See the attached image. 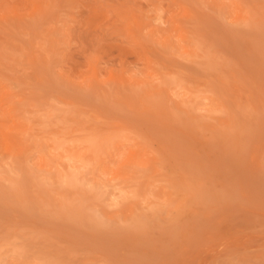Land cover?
<instances>
[{
    "label": "rangeland",
    "instance_id": "rangeland-1",
    "mask_svg": "<svg viewBox=\"0 0 264 264\" xmlns=\"http://www.w3.org/2000/svg\"><path fill=\"white\" fill-rule=\"evenodd\" d=\"M0 264H264V0H0Z\"/></svg>",
    "mask_w": 264,
    "mask_h": 264
},
{
    "label": "bare ground",
    "instance_id": "bare-ground-1",
    "mask_svg": "<svg viewBox=\"0 0 264 264\" xmlns=\"http://www.w3.org/2000/svg\"><path fill=\"white\" fill-rule=\"evenodd\" d=\"M50 74V73H49ZM52 78V80H54L53 79V77H51ZM42 82H45V81H42ZM47 84V83H46ZM45 85V84H44ZM46 86V85H45ZM55 87H57L58 88V86H56V83H55V85H54ZM48 87V86H47ZM60 88V87H59ZM56 90V89H55ZM58 90V89H57ZM56 90V91H57ZM59 90H61L62 91V89L60 88ZM63 92V91H62ZM64 94H67V93H65V91L63 92ZM71 97H72V95H71ZM79 99H80V97H79ZM86 103H87V101H86ZM213 103H214V100L213 99H209V105H211V106H213ZM108 107H109V105H108ZM111 107V106H110ZM118 108V107H117ZM100 114H102V115H104V113H105V111H106V109H105V111L102 113V108L100 107ZM112 109V108H111ZM119 109H120V106H119ZM120 111V110H119ZM118 111V112H119ZM99 112V111H98ZM111 112V111H110ZM114 114V112L112 113V115ZM108 115V114H107ZM116 115V114H115ZM105 116H106V113H105ZM104 116V117H105ZM229 116H230V114H229ZM107 117V116H106ZM109 117H111V116H109ZM115 117V116H114ZM119 117H120V113H119ZM122 117V116H121ZM120 117V118H121ZM116 118V117H115ZM123 118V117H122ZM121 118V119H122ZM110 119V118H109ZM131 119H133V118H131L130 117V120ZM136 120H138V122L139 123H141V121H139V118L138 119H136ZM143 120V119H142ZM145 120V119H144ZM127 121V120H126ZM132 121V120H131ZM14 122V121H13ZM125 122V121H124ZM230 122V121H229ZM158 123V122H157ZM133 126H134V124H133ZM135 127V126H134ZM140 129H141V127H142V130H143V126H141V124H140ZM139 127H136V128H138L139 129ZM164 128H167V127H165L164 126ZM139 129V130H140ZM141 130V131H142ZM145 131V130H144ZM157 131V130H156ZM185 132V131H184ZM239 132V131H238ZM3 133V132H2ZM140 133V132H139ZM230 133V132H229ZM145 135V134H144ZM158 135V134H157ZM236 135V134H235ZM6 136V135H5ZM25 136H27V135H25ZM153 136V135H152ZM160 136V135H159ZM147 137V136H146ZM230 137H232V135H230ZM6 138V137H5ZM38 138V137H37ZM149 138H151V137H149ZM152 138H154V137H152ZM29 139H31L30 137H29ZM155 140H158V137H156V138H154ZM228 139V138H227ZM4 140H6V139H4ZM164 140V139H163ZM25 141V140H24ZM151 141V140H150ZM165 141V140H164ZM164 143V142H163ZM128 144V143H127ZM157 144V143H156ZM177 145V144H176ZM173 147V146H172ZM54 149L55 150H57V151H59L58 152V157L56 158V162L60 165V167H61V165H65V166H63V168L60 170L59 169V176L61 177V179H68V181H72L73 179H75L76 178V176H77V174H78V170L80 169V167L81 166H83V165H86L88 162L85 160V158H84V155H83V153H81V152H78L77 154H74V153H70V152H67V150H66V148L65 147H63V146H61V145H57V146H55L54 147ZM118 149V148H117ZM178 149H179V147H178ZM129 150V149H128ZM119 151H121V150H119ZM185 151V150H184ZM40 152H41V159H43V160H45L46 162H49L50 160H49V158H48V156H47V154H45V152H44V149H40ZM121 152H123V151H121ZM128 154V153H127ZM128 156V155H127ZM184 158V157H183ZM38 160H40V159H38ZM174 160V159H173ZM184 160H185V158H184ZM183 160V161H184ZM188 161V160H187ZM113 170L115 171V169L113 168ZM10 171V170H9ZM197 195H199L198 193H197ZM202 196V195H201ZM26 202V201H25ZM22 205V204H21ZM134 206V205H133ZM178 213V212H177ZM36 217V216H35ZM21 222V221H20ZM43 224V223H42ZM41 224V226H43ZM46 227V226H45ZM44 227V228H45ZM31 228V227H30ZM32 229V228H31ZM46 229V228H45ZM48 230H49V228H47ZM33 230V229H32ZM35 230V229H34ZM36 230H39V229H37L36 228ZM47 231V230H46ZM84 234H85V231H84ZM88 235V234H87ZM91 240V239H90ZM26 256V255H25Z\"/></svg>",
    "mask_w": 264,
    "mask_h": 264
}]
</instances>
